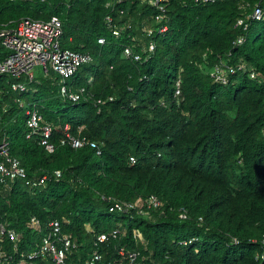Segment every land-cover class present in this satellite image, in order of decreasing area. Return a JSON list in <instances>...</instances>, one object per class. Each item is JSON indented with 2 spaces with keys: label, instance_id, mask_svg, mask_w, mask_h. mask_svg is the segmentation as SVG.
Returning a JSON list of instances; mask_svg holds the SVG:
<instances>
[{
  "label": "trees",
  "instance_id": "1",
  "mask_svg": "<svg viewBox=\"0 0 264 264\" xmlns=\"http://www.w3.org/2000/svg\"><path fill=\"white\" fill-rule=\"evenodd\" d=\"M240 1L168 0V29L147 37L142 28L158 10L141 0H0V28L57 15L62 46L93 56L67 80L71 89L86 88L76 103L62 98L55 72L21 94L7 93L9 77H0V144L7 141L30 177L62 171L33 189L21 180L0 181L1 218L21 235L16 254L5 239L11 254L39 250L42 235L29 226L37 217L44 228L61 221L76 242L67 264H85L95 252L102 256L98 264H114L122 250L139 251L146 264H264V18L234 46L242 32L235 27ZM247 1L264 11V0ZM150 39L156 50L146 59L140 41ZM135 43L141 61L124 55ZM9 53L0 39V60ZM221 61L246 62L256 77L237 74L227 85L216 83L209 71ZM17 97L37 103L54 126V152L40 144V135L27 138L28 106ZM66 125L97 147L61 144ZM152 194L162 206L144 213L111 212L104 198ZM182 209L187 219L180 218ZM115 229L117 237L98 241ZM191 237L198 240L181 243Z\"/></svg>",
  "mask_w": 264,
  "mask_h": 264
},
{
  "label": "built area",
  "instance_id": "2",
  "mask_svg": "<svg viewBox=\"0 0 264 264\" xmlns=\"http://www.w3.org/2000/svg\"><path fill=\"white\" fill-rule=\"evenodd\" d=\"M122 1V0H117ZM143 4L150 5L157 8L158 13L154 16L151 23L145 24L142 28L144 35L152 37L155 30L159 33L165 32L168 29L167 16V2L168 0H141ZM217 0H195L197 4H208ZM239 8L243 15L236 21L235 27L241 29V34L235 39L234 46H240L246 41V33L250 26L255 21H260L264 18V11L260 3H251L247 0L239 2ZM107 21L110 26L113 23V18L107 16ZM121 30L116 26L112 27V33L116 36L120 35ZM63 34L62 20L59 16L54 15L50 20H35L32 18H21L17 21L14 27H1L0 39L3 44L9 49V55L0 60V77H9L7 93L14 91L18 94L29 90L31 84L37 83L39 78L35 76L36 68H42L44 75L49 74L53 70L61 77L60 94L63 99L73 103L79 102L84 94L86 88L81 87L71 89L67 80L72 77L84 64L93 62L92 54L88 52H80L68 47H63L61 44V37ZM99 43H104V38L98 39ZM139 44V43H138ZM133 46H126L124 48V55L127 58H132L136 61L142 60V55L134 51ZM142 52L146 54V59L152 57L156 50V43L153 39L149 41H140ZM211 78L216 82L227 85L232 76L237 74H250L252 78L256 77V72L246 62H240L237 65L230 64L227 61H221L216 64L212 70L209 71ZM181 79L176 83V96L181 95ZM113 100V97H109ZM16 102L21 107H27V138L40 135V144H42L48 152H54L55 144L51 141L54 126L44 121L37 103H29L25 99L16 98ZM99 104L104 103L105 100L99 99ZM70 144L74 148L83 147L90 144L92 147H97L96 143L89 141L87 137H77L71 133V128L66 125L64 128V138L61 144ZM100 153V151H99ZM132 161L135 159L132 157ZM62 175L60 169L55 170L52 174L45 173L42 176L30 177L27 170L22 165L21 161L10 155L8 143L3 140L0 144V181L6 183L8 180H21L30 189L37 186H42L53 176L58 179ZM110 202L109 210L111 212L131 213L136 210L139 213H144L146 209H159L162 206L161 199L152 194L146 198H139L135 201L115 200L111 197L106 198ZM181 219H187L188 213L182 209L180 212ZM29 226L41 234V246L39 250L32 253H23L21 257H15L4 246V241L9 238L14 243V253L19 250V243L21 235L14 229L8 227V223L3 221L0 215V264H39L35 261L41 258L43 264H67V260L72 254L73 249L77 248L76 242L72 237L65 233L62 229V223L59 220H51L46 227L37 217H32ZM120 229H115L111 233H102L98 235V241L103 243L110 237H117ZM134 236L139 241L144 242L143 234L135 229ZM198 237H191L181 243L187 245L197 241ZM234 243H239L237 238H233ZM264 244V237L262 239ZM16 254V253H15ZM141 253L139 251L127 252L120 251L119 256L115 259L114 264H146L140 260ZM264 259V251L261 255ZM102 258L98 252L94 253V257L87 260L85 264H98Z\"/></svg>",
  "mask_w": 264,
  "mask_h": 264
},
{
  "label": "rangeland",
  "instance_id": "3",
  "mask_svg": "<svg viewBox=\"0 0 264 264\" xmlns=\"http://www.w3.org/2000/svg\"><path fill=\"white\" fill-rule=\"evenodd\" d=\"M53 70H51L50 72H49V74H47L46 76L44 75V72H42V68H40V67H38V68H36V70H35V76H36V78H39L40 79V77H42V76H44V77H47V78H50L52 75H53ZM61 83V79L59 80V84Z\"/></svg>",
  "mask_w": 264,
  "mask_h": 264
},
{
  "label": "clouds",
  "instance_id": "4",
  "mask_svg": "<svg viewBox=\"0 0 264 264\" xmlns=\"http://www.w3.org/2000/svg\"><path fill=\"white\" fill-rule=\"evenodd\" d=\"M61 95V94H60ZM65 100V99H64Z\"/></svg>",
  "mask_w": 264,
  "mask_h": 264
}]
</instances>
